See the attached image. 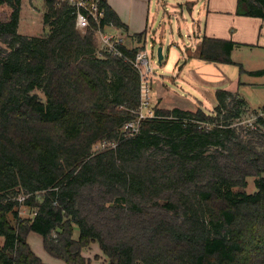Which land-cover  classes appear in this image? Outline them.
<instances>
[{"label": "trees", "instance_id": "trees-1", "mask_svg": "<svg viewBox=\"0 0 264 264\" xmlns=\"http://www.w3.org/2000/svg\"><path fill=\"white\" fill-rule=\"evenodd\" d=\"M103 1L105 22L127 31ZM5 4L0 264H44L31 231L65 264H91L84 249L94 241L109 264H264V132L259 144L236 125L247 99L218 88L213 112L157 106L158 116L129 135L124 125L136 115L142 84L132 60L146 30L134 34L142 46L101 56L95 30L76 27L67 1L44 0L47 30L33 36L19 31L22 0ZM236 13L264 20V0H238ZM238 45L204 35L195 54L243 72L232 57ZM256 122L264 126V115ZM98 141L110 144L94 149ZM249 176L255 191L245 189ZM23 206L33 215L23 216Z\"/></svg>", "mask_w": 264, "mask_h": 264}, {"label": "rangeland", "instance_id": "rangeland-1", "mask_svg": "<svg viewBox=\"0 0 264 264\" xmlns=\"http://www.w3.org/2000/svg\"><path fill=\"white\" fill-rule=\"evenodd\" d=\"M165 1L174 4H169L167 11L165 8L168 5L165 4ZM154 4L158 6V9L153 5L149 28L145 32L146 42L143 47L153 66L149 76L150 86L152 87L151 107L156 108L157 103L161 101L162 107L172 108L179 106L189 108L192 105L191 102H196L194 96H197L204 102L203 109L206 112H213L217 104L216 96L212 95L210 89H207L204 94L197 90L196 81H194V79H201L205 85H210L212 81L221 78L214 65L200 66V61L193 55L201 41L195 44L194 31L188 30L186 23H191L193 17L198 15L196 8L191 13L189 11L190 4L186 0H160L159 4L155 0ZM9 10L10 7L8 5H0V17L3 19L7 18L10 13ZM44 11V0H22L19 31L29 36L44 34L47 30L43 21ZM124 35L129 46H133L132 44L142 46L144 44L142 41L134 42L133 33L125 31ZM239 43L240 45L237 47L241 48V50H244L245 46L250 47L246 43ZM160 46L163 47L164 54L162 62L158 58ZM236 57L237 59H243L244 56L237 52ZM203 73L205 74L203 75ZM237 73L239 74L238 68ZM221 85L223 84H220L219 87H222ZM207 87L209 88V86ZM240 93L249 101V110L236 121L238 130L242 137H254L258 143L262 142L263 138L258 133L264 132V126L258 127L257 118L255 119L256 129L245 125V121L253 119L255 110H259L258 112L264 111V108L260 109L264 103V89L241 87ZM196 107L197 105L195 104L193 108ZM107 144L109 145L110 143L107 142ZM102 147H104V142L101 141L94 145V149ZM245 189L247 191L256 190L254 176L248 177V184ZM21 214L23 216H32L33 211L23 206ZM11 218H13L12 215ZM78 232V229H76V235H78Z\"/></svg>", "mask_w": 264, "mask_h": 264}, {"label": "crops", "instance_id": "crops-1", "mask_svg": "<svg viewBox=\"0 0 264 264\" xmlns=\"http://www.w3.org/2000/svg\"><path fill=\"white\" fill-rule=\"evenodd\" d=\"M106 1L117 12L123 22L128 25L127 31L133 34L141 32L142 30H148L153 5H155L156 9H158V6L154 4L155 0ZM186 1L190 4L189 11L192 13L194 8H196V12L198 14L193 17L191 23H186V26L188 25L187 29L194 31L195 44H198L202 40L203 36L207 35L231 39L250 45V47L245 46L244 50H241V48L236 46L232 52L234 60L242 64L244 68L243 72H241L239 64L215 62L202 59L198 57L194 51L193 55L200 61V66L212 64L221 76L220 79L217 78L216 81H212L210 85H205L201 79H194V81H196V89L203 94L207 91V89H210L212 95L214 94L215 96L218 88H226L239 92L241 87L264 89V75L256 76L248 73V70L264 68V20L259 17L237 14L236 8L238 0ZM156 2L159 4L160 0H156ZM165 4L168 5L165 8L167 11L169 9V4L171 3L165 1ZM113 30L122 31L126 29L117 26L116 28H113ZM122 32L124 33L125 31ZM132 37H134V42H138L134 35H132ZM132 45L136 46V44ZM237 52L243 54V59H237ZM237 68L239 69V74L237 73ZM204 74L205 73H203V75ZM220 84H223L221 85L222 87H219ZM207 86H209V88ZM194 97L196 101L195 103L191 102L192 105H190L189 108H182L195 109L193 108L195 104L197 107L201 106L203 108V100L197 96ZM157 106L162 107L161 101L157 103ZM261 108H264V103L261 105L260 109ZM27 239L33 250L42 258L44 264H65L62 259L53 256L45 249L41 234L31 231L28 234ZM84 254L91 258V264H109V258L102 251L97 241L92 242L90 246L86 247L84 249Z\"/></svg>", "mask_w": 264, "mask_h": 264}, {"label": "built area", "instance_id": "built-area-1", "mask_svg": "<svg viewBox=\"0 0 264 264\" xmlns=\"http://www.w3.org/2000/svg\"><path fill=\"white\" fill-rule=\"evenodd\" d=\"M67 1L74 6L76 12V27L82 31L92 28L95 30L98 38V54L103 56L105 53L124 56L121 45L127 44L124 33L121 30H113L117 26L114 22H105L107 15L106 6L103 0H58V2ZM134 65L141 73V103L135 110V117L124 125V129L129 135H133L140 130L142 120L156 117V109L151 107V90L149 76L153 66L148 58L146 50L141 49L137 52ZM253 119L245 121V125L256 128L255 119L258 115H264L263 111L254 114ZM104 142V147L107 146Z\"/></svg>", "mask_w": 264, "mask_h": 264}, {"label": "water", "instance_id": "water-1", "mask_svg": "<svg viewBox=\"0 0 264 264\" xmlns=\"http://www.w3.org/2000/svg\"><path fill=\"white\" fill-rule=\"evenodd\" d=\"M163 57H164V54H163V47L160 46L159 49H158V58H159V61H160V62H162Z\"/></svg>", "mask_w": 264, "mask_h": 264}]
</instances>
